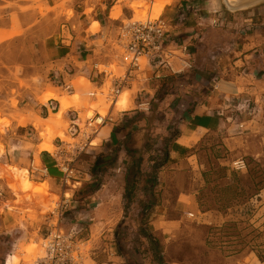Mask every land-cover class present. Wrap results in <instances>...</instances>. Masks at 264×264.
<instances>
[{
	"label": "crops",
	"instance_id": "1",
	"mask_svg": "<svg viewBox=\"0 0 264 264\" xmlns=\"http://www.w3.org/2000/svg\"><path fill=\"white\" fill-rule=\"evenodd\" d=\"M114 6L112 0H0V118L8 122L0 125V191L8 189L9 168L25 170L33 184L46 182L57 196L68 192L71 204L63 224L75 229L85 227L69 217L76 188L87 172L97 173L95 160L108 141L117 138L121 112L150 108L159 82L176 78L181 95L172 107L180 113L169 151L174 158L187 157L186 152L207 137L230 153H249L252 131L264 129V115H259L264 111V0H173L163 7V17L171 20L181 7L187 9V18L169 29L188 46L191 67L156 77L142 61L141 70L113 99L111 88L127 71V63L114 58L110 47L118 42L122 25L117 24L119 14L112 16ZM173 66L179 69V61L174 60ZM188 79L195 86L190 90ZM124 91L128 98L118 108ZM47 92L53 96L46 97ZM63 96L71 101L65 108ZM101 108L106 111L103 115ZM97 115L106 119L90 134L88 118ZM73 123L79 129L71 135ZM47 126L52 129L49 137ZM68 139L90 142L69 162L75 173L70 184L76 188L63 183L58 166L70 155ZM43 143L51 148H42ZM92 149L97 152L87 155ZM87 156L89 171L84 167ZM190 196L178 200L195 210L192 199L187 200ZM1 203L2 199L0 208ZM12 217L8 211L0 212L3 224ZM79 235L87 239L90 256V237L82 229Z\"/></svg>",
	"mask_w": 264,
	"mask_h": 264
},
{
	"label": "rangeland",
	"instance_id": "2",
	"mask_svg": "<svg viewBox=\"0 0 264 264\" xmlns=\"http://www.w3.org/2000/svg\"><path fill=\"white\" fill-rule=\"evenodd\" d=\"M126 7L113 8L112 16L120 15L118 25L127 16L144 17V10L132 14ZM162 7L157 3L154 8ZM97 28L94 22L92 29ZM110 47L114 58H120L122 47ZM176 80L156 84L150 108L121 112L118 136L100 153L97 173L87 172L78 188L68 183L76 188L69 217L78 220V227L85 226L82 232L90 237L85 264H264V129L252 131L249 153H230L207 137L190 148L187 157L174 158L169 151L180 113L172 107L181 97ZM187 86L195 87L189 79ZM127 98L124 91L118 108ZM99 112L106 113L102 108ZM6 123L0 118V125ZM46 132L49 137L52 129L47 126ZM41 147L51 148L47 143ZM240 158L245 166L236 168L234 161ZM85 160L89 171V156ZM7 177L0 212L14 217L0 221V264H20L41 253L40 235L59 195L50 192L46 182H30L25 170L9 168ZM189 194L195 210L178 200Z\"/></svg>",
	"mask_w": 264,
	"mask_h": 264
},
{
	"label": "built area",
	"instance_id": "3",
	"mask_svg": "<svg viewBox=\"0 0 264 264\" xmlns=\"http://www.w3.org/2000/svg\"><path fill=\"white\" fill-rule=\"evenodd\" d=\"M172 2L173 0H112V5H126L132 14L137 9L144 10L145 14L143 18L127 17L124 24L120 26L116 45L123 49L121 58L127 63V71L112 86L109 93L111 98L114 99L121 93L135 71L141 70L142 61H145L146 65L154 70L156 77L163 76L164 72L171 75L180 74L191 67L188 46L178 42L169 29L178 21L187 18V9L181 7L178 16L171 20L163 17V7ZM157 3L163 4L162 9L158 11L154 8ZM174 60L179 61V69L173 66ZM65 87L69 88L70 86L66 85ZM105 119L106 117L102 115L89 117L87 121L89 133H96ZM78 129L77 124H71L70 134L74 135ZM89 143L88 141L67 142L70 155L67 156V159L60 161L58 165L63 173L64 184L71 183L75 175L69 162ZM234 164L236 168L245 166L242 158L234 161ZM70 204V195L68 192H63L56 201L51 214L48 215L45 231L40 235L41 253L20 264H85V260L89 256L87 239L79 235L80 230L84 227L75 229L63 224L64 214ZM4 264H7V260Z\"/></svg>",
	"mask_w": 264,
	"mask_h": 264
},
{
	"label": "bare ground",
	"instance_id": "4",
	"mask_svg": "<svg viewBox=\"0 0 264 264\" xmlns=\"http://www.w3.org/2000/svg\"><path fill=\"white\" fill-rule=\"evenodd\" d=\"M122 22V21H121ZM48 95V94H47ZM50 96H53L52 94L49 95ZM125 97V96H124ZM125 99L126 98H123L122 102L124 101L125 102ZM61 104H62V107L65 108V107H68L69 105H71V101L70 99H68V97H62L61 98ZM71 107V106H70ZM61 114V113H60ZM31 249V248H30ZM32 250V249H31ZM30 250V251H31ZM32 253V252H31Z\"/></svg>",
	"mask_w": 264,
	"mask_h": 264
},
{
	"label": "trees",
	"instance_id": "5",
	"mask_svg": "<svg viewBox=\"0 0 264 264\" xmlns=\"http://www.w3.org/2000/svg\"><path fill=\"white\" fill-rule=\"evenodd\" d=\"M105 157L108 158V156H105ZM100 163H101V156H98V157L96 158V160H95V163H94L93 168L98 167V166L100 165Z\"/></svg>",
	"mask_w": 264,
	"mask_h": 264
}]
</instances>
